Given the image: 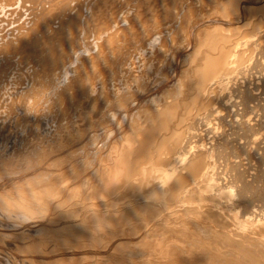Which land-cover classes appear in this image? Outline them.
Returning <instances> with one entry per match:
<instances>
[{"label":"bare ground","instance_id":"obj_1","mask_svg":"<svg viewBox=\"0 0 264 264\" xmlns=\"http://www.w3.org/2000/svg\"><path fill=\"white\" fill-rule=\"evenodd\" d=\"M35 1L33 25L0 40L37 58L6 97L0 242L73 243L3 248L2 264H264V0Z\"/></svg>","mask_w":264,"mask_h":264},{"label":"rangeland","instance_id":"obj_2","mask_svg":"<svg viewBox=\"0 0 264 264\" xmlns=\"http://www.w3.org/2000/svg\"><path fill=\"white\" fill-rule=\"evenodd\" d=\"M1 1H2V0H1ZM1 1H0L1 4L4 3V5H6V6L8 5V7L5 6L6 9H5V7H4L2 11H1L2 8L0 7V8H1V9H0V19H2V20L0 21V26H1L0 29L2 30V28H3V30H6L5 32L3 31L4 34H2V33H1V30H0V36H1V34H2V36L0 37V40H2V38L4 39V37H6L4 40H2L3 42L0 41V43H1V42L4 43V41L6 42L7 40L14 39V37H16V34H18V33L13 34V33H15L14 31L19 32L18 30H20V32H21V31L23 30V28L26 29V28L32 26L33 23L35 22V20H34V19H35V14H37V13L39 12V10L41 9V6H40V4H38L36 1L34 2V0H33V3H32V0H31V2H30V0H29V1L27 0L26 2H24L25 0H24V1H22V0H15L17 6H16L15 3H13L14 0H8V2H9L10 4H9L7 1H4V0H3V2H1ZM10 1H12V3H11ZM6 3H7V4H6ZM26 3H27V4H26ZM28 3H29V4L31 3V6H32V5H33V6L31 7ZM34 3H35L36 5H35ZM74 3H75V2L71 3L70 8H74V7H75V6L73 5ZM1 4H0V6H1ZM12 4H13V5H12ZM21 4H22V5H21ZM25 4H26V5H25ZM37 4H38V5H37ZM9 5H10V6H9ZM20 5H21V6H20ZM24 5H25L26 7H25ZM19 6H20V7H19ZM29 6H30V7H29ZM36 6H37V7H36ZM38 6H39V7H38ZM71 6H72V7H71ZM9 7H10V8H9ZM17 7H18V10H17V11H14L15 14H13V15L11 16V14H12V12H11L12 10H11V9L15 10V9H17ZM22 7H25V8H22ZM35 7H36V8H35ZM14 8H15V9H14ZM27 8H28L29 10H28ZM30 8H31V9H34V12H36L37 10H38V12H36V13L34 14V12H32L33 10H30ZM7 9H9V10H7ZM20 9H22V10H20ZM35 9H36V11H35ZM5 10H7V11H10V10H11V11L8 13V12L5 11ZM4 11H5L7 14H6ZM21 11H23V12L21 13ZM25 11H26V12H25ZM27 11H30V12H27ZM24 12H25L26 14H24ZM31 12H32V15H30ZM4 13H5L6 15H5ZM16 13H18V15H19V13H20L21 15L18 16ZM28 13H29V14H28ZM23 14H24L25 16H24ZM27 14L30 15V19H29V21L33 20L34 22H33V21H32V22H29V21H28L29 16H28ZM3 15H4V17H3ZM5 16H6V17H5ZM10 16H11V17H10ZM17 16H18V17H17ZM20 16H21V17H20ZM22 16H23V17H22ZM26 16H28V17H26ZM31 16H32V17L34 16V18H32ZM13 17H14V19H13ZM15 17H17V18L20 17V19H17V18H15ZM10 18H12V19H10ZM5 19H10V20H12V21L14 20V21H13V22H12V21H11V22H8V21L5 20ZM15 19H17L18 21L15 20ZM4 20H5V21H4ZM10 20H9V21H10ZM19 20H22V21H20L21 25H20V23L18 24ZM25 20H26V21H25ZM2 21H3L4 23H2ZM16 21H17V22H16ZM14 22H15V23H14ZM23 22H24V24H23ZM27 22H29V23H27ZM8 23H10V24L14 23V24H16V25L23 26V27H19V26H16V25H15L16 27L14 28V24L10 25V24H8ZM5 24H6V25H5ZM28 24H30V26H29ZM31 24H32V25H31ZM3 25H4V27H2ZM8 25H9V27H8ZM26 25H27V27H26ZM5 26H7V28H6ZM10 27H13V28H14V29L11 28V29L14 30V31L11 30V31H13L12 34L9 32L10 30H8V28H10ZM17 27H19V28H17ZM20 28H21V29H20ZM25 29H24V30H25ZM6 32H7V33L9 32V33L7 34ZM3 35H5V36L3 37ZM6 35H7V36L9 35V36L7 37ZM11 35L13 36V38H10ZM85 37H86V38H85V41H84V40H83V41L81 40V42H82V43H81V48L84 47V48H83V51H84V49H85V50H86L85 53H87V54H85V53H84V54H85V55H89V54L95 53V52L97 51V49H95V48L92 47L91 50H90V48H87V46H89L90 43H92V42L94 41V39L92 40V38H94V37H93L91 34L86 35ZM87 38H88L90 41H89ZM87 40L89 41L88 43H87ZM2 43L0 44V46L2 45ZM2 46H3V45H2ZM2 46H1V47H2ZM1 47H0V48H1ZM94 50H95V52H94ZM92 51H93V52H92ZM3 53H4V52H1V51H0V65H1V61H3L4 59L6 60V59L9 58L10 60H9V59L6 60L7 63L3 61L2 65H1V66H3V67L0 66V67H1L0 69H2V70L4 71V72H0V77H1V79H0V83L3 84V86H5V85H6V80H5V79L7 78V81H10V82H7V83H9L10 86H9V85L5 86V87H7V89H8V88H9V89H8V90L6 89V91H5V90L3 91V88H2L3 86L0 84V90H2L1 93H3V92L6 93V92L8 91L11 95H10L9 93H6V94L3 93L4 95L1 94V95H3V96L0 95V96L3 98V99H2V98L0 97V98L2 99V100L0 99V103H4V105H3V104H0V106H1L0 109H2V110L0 111V112H1V113H0V116H2V117H0V118L2 119V121L0 120V131H1V126H2V131L5 130L6 132H5V131H4V132L6 133V135H8L9 133L7 132V130L10 128V127H9V126H10V124H9L10 118H9V120H6V118L8 119V117H10V116L12 115V113H11L12 111H11V109L9 110L8 107H10L11 102H12L13 100L16 99V98H14V97H17V95L19 94V92H20L23 88H26V87H27V85H25V84H28L29 81L32 82L33 79L35 78V76H34V74H33V73H34L33 71H35L34 68L36 67V65H35V67H33V68H31V66L33 65V60H34V61H37V60H35V59H37V58H36V57H34V58H32V57H31V58H27V59H29V60L31 59V62H29L23 54H21V56H20V54L18 55V53H15V52H11V53L9 52L8 54L6 53L5 55H4ZM1 54H2V55H1ZM9 55H11V57H8ZM17 55H18V56H17ZM22 55H23V56H22ZM12 56H14L15 59H14ZM4 57H6V58H4ZM16 57L19 58L20 60L23 59L22 61H20V64H17V63L19 62V59L17 60ZM21 57H23V58L21 59ZM11 58H12V60H11ZM25 59H26L27 61H24ZM32 59H33V60H32ZM14 60H15V61H14ZM8 61H9V63H8ZM10 61L12 62V65H14V63H15V65H14L15 68H13V66L10 65V64H11ZM23 62H24V63H23ZM28 62H29V64H28ZM22 63H23L24 65H22ZM30 63H31L32 65H30ZM34 63L36 64V62H34ZM77 63H78V62H77ZM77 63H72V64H69V65H71V67L74 68L75 66L78 65ZM6 64H7V65H6ZM8 64H9L11 67H9ZM27 64H28V65H27ZM76 64H77V65H76ZM4 65L7 66V69H8V71H6L7 74H6V72H5V70H7V69L5 68V70H4V67H5ZM17 65H18L17 68H19V69L16 68ZM19 65H20V66H19ZM21 66H22V67H21ZM24 66H26V67H24ZM66 66L68 67V65H66ZM20 67H21V68H20ZM28 67H30V68H28ZM10 68L13 69V70H11ZM25 68H26V70H25ZM14 69H16V71H15ZM21 69H23V70H21ZM27 69H28V70L30 69V70L28 71ZM2 70H0V71H2ZM17 70H19V71H18V73L16 74ZM9 71H10V72H9ZM14 71H15V75L13 74V76H12L11 73H14ZM20 71H21V72H20ZM27 71L30 72L31 74H29ZM19 72H20L21 74L25 72L24 75L22 74V76L25 77V78H23L24 82H22V77H21V75H20ZM26 72H27L28 74H26ZM4 73H5L6 75H5ZM1 74H2L3 76H2ZM4 75H5L6 77H5ZM10 75H11V76H10ZM25 75H28V76L30 75V77L28 78V77L25 76ZM31 75H33V76H31ZM71 75H72V73H71ZM7 76H8V77H7ZM14 76H15V78H13ZM17 76L20 77V78H18ZM3 77H5V78H3ZM16 77H17L18 79H17ZM2 78H3L5 81L2 80ZM10 79H11L12 81H15V80L17 79V84H20V83L22 82V83L24 84V86H23V84H20V85H16V84H14V83H16V82H12V83H11V80H10ZM13 79H15V80H13ZM19 79H21V81H20ZM26 80H27V81H26ZM2 81H3V82H2ZM18 81H19V82H18ZM64 83L66 84V81H65ZM64 83L62 84V86L65 85ZM12 84H13V85H12ZM11 85H12L13 87H12ZM14 85H15L16 87L19 86V88H20L21 86H23V87H21L22 89H20V90H19V89H14V87H15ZM5 87H4V88H5ZM16 87H15V88H16ZM12 88H13V89H12ZM17 88H18V87H17ZM261 89H262V88H261ZM12 90H13L14 92H13ZM263 90H264V86H263ZM263 90H260L259 93H261V95H262V97H263V99H264V95L262 94V93H264ZM10 91H11L12 93H11ZM14 93H15V94H14ZM5 95H6V96H5ZM7 95H8L9 97H7ZM13 96H14V97H13ZM6 97H7L8 99H10V100H8ZM11 98H12V99H11ZM4 100H5V101H4ZM7 100H8V101H7ZM1 101H4V102H1ZM6 101H7V102H10V101H11V102H10V104H9V103H7ZM263 101H264V100H263ZM62 102H63V101H62ZM70 102H71V101H70ZM70 102H69V101H67V102L65 101V102H63V103H60L59 105L61 106V104H62V106H64V107H68V106H70V104H71ZM6 103H7V104H6ZM65 103H67V104L69 103V104L66 105ZM8 104H9V105H8ZM63 104H64V105H63ZM2 106H3L4 108H2ZM6 106H8V107H7V110H8V111L5 110V109H6ZM40 106H41V105L39 104V105H38L39 108L37 107V108H38L37 111L40 109ZM73 106H75V105L72 104L70 107H71V108H74ZM64 107H62L64 110H63V109H62V110L60 109V111H62L63 114H62V112L60 113V111H58V112L60 113V115H63V116H64L65 113H67L66 116H69V115H70L69 117L72 118V117H73V114H72V113L74 112V115L76 116V112H75V111H77V110H78V113L80 114V111H79V109L76 108V106H75V108H74L75 111H74V110H71V111H70V109L68 110V108H64ZM262 107H263V106H261V107L259 108V111L262 109ZM41 108H42V107H41ZM3 109H4V110H3ZM76 109H77V110H76ZM263 109H264V108H263ZM263 109H262V110H263ZM40 110H41V109H40ZM40 110H39V113L42 111V110H41V111H40ZM262 110H261L260 113H263V112H264V110H263V112H262ZM5 111L9 112V113H8L9 115H8V114L6 115L7 112L5 113ZM65 111H66V112H65ZM67 111H68V112H67ZM2 112H3V113H2ZM58 112H57V113H58ZM69 112H70V113H69ZM71 112H72V113H71ZM4 113H5L6 117H5ZM10 113H11V115H10ZM36 113H38V112H35L34 114H35V115H38V114H39V113H38V114H36ZM68 113H69V115H68ZM78 113H77V114H78ZM34 114H33V115H34ZM39 115H40V114H39ZM71 115H72V116H71ZM75 116H74V117H75ZM74 117H73V120L79 119V117H77V118L75 117L76 119H75ZM4 120L6 121V123H5ZM1 122H2V123L4 122L5 124L8 123L9 126H8V124H7V126H6L4 123H3L4 125H2ZM50 124H51L50 126H52V123H50ZM50 126H49V128L51 129V130H50V133H51V132H52L53 130H55V129H52V128L54 127V124H53L52 127H50ZM3 127H4L5 129H4ZM6 127H8V128H6ZM6 129H7V130H6ZM10 130H11V128H10ZM10 130H8V131H10ZM10 132H12V131H10ZM5 133H4V134H5ZM52 133H53V132H52ZM11 134H12V133H11ZM103 134H105V133L103 132ZM103 134H102V133L100 134V137H99V140H98L99 142H98V143L96 142L97 145L94 144V146H96V147H93V148H92L93 145H91V146H89L88 148H87V146H86V148H85V147L83 146V148H85V149H82V155H83V156L86 155L85 153H87L89 150H90V152H91V151H93V149L96 150V148H99V147H98L99 144L101 145L100 147H102V146L104 145V144L100 143V142H102V139L105 138L104 136H106V134H105V135H103ZM101 135H102V136H101ZM100 139H101V140H100ZM66 144H67V143L62 144L63 146L65 145L64 148H63L62 146H61V147H60V146H57V147L54 146L53 149H54L55 152H57L58 150L60 151V153H59V151H58L56 154H58V153H59V154H62L61 151H62L63 153H64L65 151L67 152V151L70 149V146L67 144V147H66ZM68 146H69V147H68ZM58 147H60V149H59ZM65 147H66V149H65ZM116 147H117V146H116ZM55 148H57V149H55ZM62 148H63V149H62ZM68 148H69V149H68ZM88 149H89V150H88ZM63 150H64V151H63ZM85 150H86V151H85ZM87 150H88V151H87ZM90 152H88L87 155H89ZM59 154H58V155H59ZM243 154H244V155H241V157L244 159V158L247 157V156H246L245 153H243ZM243 156H245V157H243ZM84 157H85V156H84ZM84 157H83V158H84ZM86 157H87V156H86ZM15 159H17V158H14V160H15ZM254 159H257V158H254ZM254 159H250V160H249V159H248V160H247V159H244L243 161H244L245 163H247V162L249 163V161H250V162H256V164H257L258 161H257V160L254 161ZM245 160H247V161H245ZM248 163H247V164H248ZM247 164H246V165H247ZM248 165H249L250 167H251L252 165H254V167H255V166L258 167V165H255V163H252V165H251V164H248ZM248 165H247V166H248ZM249 166H248V167H249ZM250 167H249V168H250ZM251 168H252V167H251ZM255 168H256V167H255ZM252 169H253V168H252ZM18 176H19V175H18ZM15 178H16V177H15ZM14 180H15V179H14ZM2 182L4 183V181H1L0 184H1ZM23 231H24V230H20V233H21V234L18 232V235L20 234V236H22L23 238H24V237H27L28 239H27V238H26V239L24 238V241H23V239H21L22 237H19V239L15 238V242H16V240H18L19 242L22 240V241H21V244L24 243V242H25V243L27 242V244L30 245V244L34 243V242H32V241H35V242H36V241H38L39 239H41V238H38V240H37V239H35V237L33 238V234L29 235L30 232L25 231V233H26V234H25ZM50 232H51V231H50ZM22 233H23L24 235H22ZM27 233H29V234H27ZM51 233H52V234H51ZM51 233H50L49 237H50V236L53 237V240H52V241H51V240L49 241V240H48L49 237H48L47 240H48L49 242L46 241V243H47L48 245L45 244V245H43V247H41V248L39 247L40 249H39V248L36 249V248L34 247V249L32 248V249H33L32 252H31V250H30L29 252H28V251H27V252H26V251L21 252V248L19 247L20 244H18V243H19L18 241H17L18 243H16L17 245L15 244L14 241H12V244H11V242L8 243V244L6 243L7 246L4 245V244L2 245L3 242H2V243L0 242V246L2 245V246H1L2 248L0 247V251H1V249H3V248H4V249H3L4 251H6V249H7L6 253L8 252L7 254H8V255L10 254V256H11L12 258L14 257V258H13L14 260H15V259H16V260L19 259V257L24 258L26 254H27L26 258H28V255H29L30 257H32V258H33V257H36V258H39V257H40V258H41V257H43V255H41V254L44 253L43 250H46V249H44L46 246H48V248L46 247V248H47L46 251H48V249L50 250V249H53L54 247H57V246H58L59 248H61L62 245L60 246V244L70 245V243H71V244L73 243V242H69V241H67V239H65V238L68 237L67 233H65V232H64V234H62L61 232H60V233H59V232H58V233H55L54 231H52ZM53 234H54V236H53ZM55 234H56V235H55ZM57 234H58V235H59V234H62L63 236H62V235H61V236H60V235L58 236ZM25 235H26V236H25ZM28 236H29V237H28ZM55 236H57V237H55ZM64 236H66V237H64ZM30 237H31L32 239H30ZM58 237H59V238H58ZM61 237H63V239H65L66 242H65ZM36 238H37V237H36ZM54 238H55V240H54ZM56 238H57V239H56ZM34 239H35V240H34ZM50 239H52V238H50ZM30 240H31V242H30ZM41 240H42V239H41ZM41 240H39V241H41ZM56 240H60V241L63 240V242L61 241L62 243H60V241L57 242ZM28 241H29V243H28ZM54 241H55V242H54ZM50 242H51V243H50ZM53 242H54V243H53ZM13 243H14L15 245H14ZM49 243H50V244H49ZM56 243H57V245H56ZM51 244H52V245L54 244L55 246H54V245L52 246ZM58 244H59V245H58ZM32 245H34V244H32ZM49 245H50L51 247H50ZM3 246H5V247H3ZM10 246H11V247H10ZM16 246H17V248H16ZM34 246H35V245H34ZM64 246H65V245H64ZM6 247H7V248H6ZM9 247H10V249H9ZM49 247H50V248H49ZM52 247H53V248H52ZM18 248H19V249H18ZM42 248H43V249H42ZM63 248H65V247H63ZM11 249H12V250H11ZM14 249H16V251H15ZM41 249H42V250H41ZM61 249H62V248H61ZM18 250H19V252H18ZM36 250H38V251H36ZM39 250H40V251H39ZM34 251H35V253L37 252V254H35V253L33 254ZM12 252H13V253H12ZM14 252H17V253H14ZM20 252H21V254H20ZM30 252H31L33 255H32ZM38 252L41 253V254H39ZM24 253H25V255H24ZM13 255H14V256H13ZM34 255H35V256H34ZM23 256H24V257H23ZM15 257H16V258H15ZM40 258H39V259H40ZM1 261H2V258H0V264H2Z\"/></svg>","mask_w":264,"mask_h":264},{"label":"snow or ice","instance_id":"obj_3","mask_svg":"<svg viewBox=\"0 0 264 264\" xmlns=\"http://www.w3.org/2000/svg\"><path fill=\"white\" fill-rule=\"evenodd\" d=\"M0 151H2V147H0Z\"/></svg>","mask_w":264,"mask_h":264}]
</instances>
